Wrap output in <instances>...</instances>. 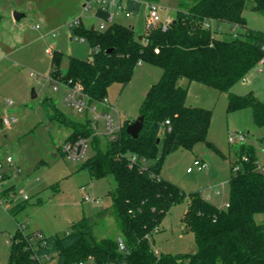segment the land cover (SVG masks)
Listing matches in <instances>:
<instances>
[{
  "label": "trees",
  "instance_id": "16d2710c",
  "mask_svg": "<svg viewBox=\"0 0 264 264\" xmlns=\"http://www.w3.org/2000/svg\"><path fill=\"white\" fill-rule=\"evenodd\" d=\"M142 1L150 0H127V8L137 14ZM249 7L264 15V0H180L174 21L166 29L162 24L150 25L142 39L133 27L118 22L105 30L84 23L73 29L77 37L92 45L93 58L70 57L63 69L64 54L53 51L48 77L78 83L92 103L108 99L113 84H121L124 90L140 64L159 67L163 74L141 105L140 116L145 121L139 137L134 139L127 133L135 120H126L118 136L109 139L104 149L94 142L96 151L84 164L93 179H115L116 188L109 192L111 204L84 216L71 231L49 237L42 231L24 234L19 224L11 239L9 264L50 260L55 264H86L88 260L93 264H264V223L256 220L257 215L264 214V174L254 147L241 146L236 162H242L240 171H234L236 163L232 165L226 208L213 204L200 192L187 194L160 175L173 152L193 150L200 143L211 145L208 136L213 112L187 105L189 87L180 85V80L227 93L229 113L251 108L254 123L264 126V101L252 93L232 92L264 58V31L247 27L244 12ZM97 15L106 19L108 12L99 10ZM224 25L231 31L240 27L242 32L225 39L221 30ZM109 49L113 51L107 52ZM54 112L58 113L57 108ZM61 122L73 129L67 141L79 139H73L74 135L95 131L89 119L79 123L64 118ZM134 156L136 161L132 160ZM243 156L247 162L241 161ZM187 197L182 227L195 235L198 252L156 255L154 233L171 209ZM24 207L15 206L13 214ZM105 218L114 220L118 238L97 237L95 229Z\"/></svg>",
  "mask_w": 264,
  "mask_h": 264
},
{
  "label": "rangeland",
  "instance_id": "374dc122",
  "mask_svg": "<svg viewBox=\"0 0 264 264\" xmlns=\"http://www.w3.org/2000/svg\"><path fill=\"white\" fill-rule=\"evenodd\" d=\"M150 1L160 7L163 22L174 21L180 0ZM147 2L142 1L137 14L124 12L116 20L133 27L138 38L146 34L151 24ZM83 5V0H0V118L8 116L0 129V160L6 171V178L0 181V264H9L11 239L18 232L19 224H22L24 234L42 231L49 237L71 231L73 224L84 216L94 215L111 204L109 192L116 188L115 179L112 176L93 179L83 168L86 160L95 153L94 146L104 149L109 142L108 136L103 134L104 124L99 122L98 134L89 131V134L74 135L73 139H89V145L83 158L69 159L62 148L73 129L61 120L68 118L85 123L89 117L85 111L69 105L65 99L66 91L55 90L47 79L52 68L49 48L64 54L63 69L67 68L70 57L88 60L94 56L92 45L78 39L67 25L82 15ZM15 12L24 16L17 21ZM84 14V24L98 29L100 21L93 12ZM244 16L247 27L264 31V15L249 7ZM224 31L223 38L233 39L242 29L235 27L231 31L225 25ZM162 74L161 68L143 63L136 68L124 90L121 84H113L108 91V101L113 106L110 113L116 119L120 116L122 122L136 120L148 90ZM179 83L189 87L187 105L212 110L208 136L211 145L200 143L193 150L173 152L165 160L160 175L187 194H214L218 190L220 194H214L210 202L226 208L231 168L239 160L241 146L254 147L258 162L264 164V126L254 123L251 108L229 113L227 93L195 82L189 84L186 79ZM232 92L238 95L252 93L264 101V70L251 71ZM55 108L58 113L54 112ZM58 116L57 120L55 117ZM240 134L247 136L244 143L238 140ZM232 138L235 143L230 142ZM8 156L13 159L11 164L6 161ZM196 159L207 162L206 172L197 169L187 172ZM188 200L187 197L175 205L160 230L154 233L153 245L160 254L198 252L195 235L182 227L181 219ZM17 205L25 207L13 214L12 209ZM256 220L264 223V214L257 215ZM117 229L112 218H105L99 221L95 233L99 238H118ZM55 262L50 260L42 264ZM86 264L93 263L88 260Z\"/></svg>",
  "mask_w": 264,
  "mask_h": 264
},
{
  "label": "built area",
  "instance_id": "2783aa9c",
  "mask_svg": "<svg viewBox=\"0 0 264 264\" xmlns=\"http://www.w3.org/2000/svg\"><path fill=\"white\" fill-rule=\"evenodd\" d=\"M148 10H149V19L151 24H162L163 29H166L168 25L170 24V21H162L159 9L160 7L158 6L157 3L153 1H148L147 2ZM99 10H102L104 12H108V17L106 19L99 18L97 15V12ZM92 11L93 15L97 17L100 21L99 25V30H105L108 25L111 23L116 22V17L124 12H127L128 14L132 13L129 11L127 8V0H89V1H84L83 5V13L81 16L76 17L75 19L69 21L67 23L68 27L71 29H75L79 27L83 22V16L85 15L84 13H87ZM95 27L94 25H92ZM38 28V26H36ZM207 27H211L210 25H207ZM78 39L80 38L83 41H86L84 38L77 37ZM53 51L51 48L47 50V52L52 56ZM158 52V51H157ZM263 66H264V58L261 59L259 62L258 66V71L263 72ZM48 82L50 85L54 87L55 90L57 89H63L66 91V101L69 105L76 107L80 111H85L86 114L88 115V119L91 121L92 126L98 134L100 132V126L99 122H102L104 124V133L106 136H108L109 139H114L118 136V134L121 131V128L123 126L121 117L119 116L118 119H116L111 113L110 110L113 108V106L110 104L108 99H104L102 102L99 103H92L87 96L83 93L81 86L78 83H73L72 81H69L68 83L62 82L60 80L54 79L52 77H48ZM9 104H13L12 101L8 102ZM5 118H8V116H5L2 119V124L4 127L5 124ZM13 122H16V119L13 118ZM169 123V122H167ZM11 124V122H10ZM247 138L246 135L240 134L238 136V140L243 142ZM231 143H235V139L232 138L230 139ZM89 145V139L87 138H79L74 141H66L63 145V152L66 154V156L69 159L72 160H80L83 158L87 152ZM1 149V146H0ZM133 161L137 160V157L134 156L132 158ZM7 163L11 164L13 162V159L11 156H8L6 158ZM243 162H247L248 158L246 156H243L241 159ZM241 163H236L234 165V171L238 172L241 170ZM258 167L260 169V172L264 174V164H260L258 162ZM197 169L200 172H206L208 169L207 162L204 160L196 159L194 161V166L189 167L187 172L192 173L194 170ZM6 171L4 170V166L2 161L0 160V181H3V174ZM217 194H220V192H217ZM207 199V198H206ZM208 200V199H207ZM119 246L121 250L125 249L124 242L120 239L119 240ZM156 255H160L158 250H154ZM48 259V257H46Z\"/></svg>",
  "mask_w": 264,
  "mask_h": 264
},
{
  "label": "water",
  "instance_id": "95a60500",
  "mask_svg": "<svg viewBox=\"0 0 264 264\" xmlns=\"http://www.w3.org/2000/svg\"><path fill=\"white\" fill-rule=\"evenodd\" d=\"M24 15L18 12L14 13V19L19 21ZM153 25H151L150 27H152ZM94 28V27H92ZM139 39H142V37H140ZM113 49H109L107 50V52H112ZM34 97H36L34 95ZM144 121H145V117L139 116L133 123H131L128 127H127V133L133 137L134 139L139 137L140 132L143 130L144 128ZM3 128V124H2V119L0 118V129ZM160 140H158L159 142Z\"/></svg>",
  "mask_w": 264,
  "mask_h": 264
},
{
  "label": "crops",
  "instance_id": "0c3cea01",
  "mask_svg": "<svg viewBox=\"0 0 264 264\" xmlns=\"http://www.w3.org/2000/svg\"><path fill=\"white\" fill-rule=\"evenodd\" d=\"M120 15H118L117 17H119ZM117 17H116V20H117ZM118 23H120L119 21H117ZM171 22V21H170ZM150 25H152V24H150ZM224 27H225V25L224 26H222V28H221V30H223V32H225L224 31ZM5 117V116H4ZM3 118V117H2ZM205 161V160H204ZM217 192H220V191H218V190H216V192H214V194L215 195H219V194H217ZM213 193H211V192H208V193H206V194H202L203 195V197L204 198H207L209 201H212V198H213V195H214ZM227 203V202H226ZM225 203V204H226ZM160 253V252H159ZM93 263V262H92Z\"/></svg>",
  "mask_w": 264,
  "mask_h": 264
}]
</instances>
